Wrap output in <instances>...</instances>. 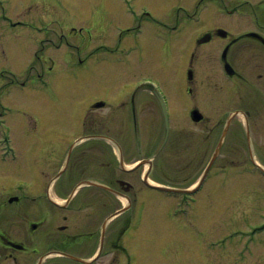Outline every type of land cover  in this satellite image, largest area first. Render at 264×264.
<instances>
[{
    "label": "rangeland",
    "instance_id": "1",
    "mask_svg": "<svg viewBox=\"0 0 264 264\" xmlns=\"http://www.w3.org/2000/svg\"><path fill=\"white\" fill-rule=\"evenodd\" d=\"M121 1L146 3L156 18L164 22L167 18L182 16L181 27L176 32L180 37L172 42L173 55L168 60L166 57L172 45L165 44V34L161 38L151 31L141 33L137 39H128V32L123 37L119 36L117 30L120 26L126 28L135 23L134 18H128L125 8L117 5ZM185 1L189 3H183V0H0V138L5 134L2 131L8 130L3 124H8L11 132H7L15 139L12 143L16 152V156L3 159L6 145L0 143V187L7 182L2 176L4 173L14 179L37 178L31 176L32 173H41L36 160L45 155L47 158L54 157L51 148L45 154V142L49 144L51 140L57 147L65 148L79 135L98 132L93 130L94 115L100 118L96 130L118 141L129 163L155 154L163 140L165 124L159 101L149 87L137 90L141 97L145 95V101L140 105V99L137 100L139 120L136 132L129 115V107L135 100L136 82L147 78L160 87L171 119L169 141L154 158V177L159 181L185 187L194 177L198 179L222 134L226 119L222 125L217 123V119L227 117L237 107L254 110L250 126L256 162L251 160L244 126L234 127L211 171L212 176L193 195V200L185 202L183 196L146 188L141 180L143 168L132 173L121 170L106 145L98 148L90 143L78 145L75 151H83L80 156L74 153L69 172H76L75 166L81 163L84 172L93 175L96 163H99L98 175L102 183L108 185L110 178H115L118 182L133 184L128 194L132 198L129 206L133 209L127 214L130 215L134 208H142L138 228L131 229L124 242L129 258L126 261L123 254L120 264H264V177L254 167L255 164L264 167V75L259 77V73H264V62L254 65V54L244 53L242 59L245 63L240 70L237 69L239 78H231L218 63L224 42L202 47L196 43L202 32L223 25L226 20L237 28L242 9H251L254 4L242 6L238 0ZM179 3L180 8L175 7ZM100 10L104 16H101L99 26L96 18ZM43 16L47 19L42 24L35 23V27H46L49 37L32 38L29 26H13L17 21L33 23ZM73 29L76 32H72ZM186 36L193 39L190 49H187ZM61 49L68 50L66 63L62 57L56 56ZM108 50L117 53H108ZM193 51L195 60L191 61L189 55ZM45 55L57 59L63 70L58 75H52L54 84L50 81V84L44 85L30 80L24 89L16 87L13 82L26 79L31 62L37 56ZM185 63L194 72L195 80L190 86L193 96L188 92ZM97 100H104L110 105L93 110L90 104ZM124 102L128 103L127 107L120 110L117 106ZM192 103L206 114L201 125L193 123L188 116ZM210 118V126L217 125L208 130ZM25 128L28 134L22 132ZM191 133H197L202 138L208 135L207 147L210 149L208 153L204 149L205 162L198 165V169L182 170L189 163L197 144V138L190 136ZM27 183L32 184L33 181ZM6 191L2 194L6 206L0 208V218L2 213L4 217V222L0 219V225H13L17 219L13 213L19 220H25L27 225L30 221L41 222L42 208H45L52 228L47 229L45 224L31 234L36 237L46 233V236L57 237L56 227L60 224L69 225V229L61 235L70 231H97L110 214L108 208L123 206L121 198L98 188H89L78 195V201L79 198L80 201L88 199L84 208L76 205L65 212L54 206L49 208L45 201L44 206L36 203V208H41L36 216L28 205L29 197L14 192L20 196V201L16 205L10 204L7 200L10 191ZM182 207L196 208L195 221L189 214L176 213ZM67 213L70 221L63 223L62 217ZM79 214L87 217L85 223ZM125 216L116 219L115 224H120L121 220L124 222ZM188 217L189 222L182 225ZM181 232L186 233L185 242L191 248L190 255L180 256L178 247L182 239L179 240L178 235ZM92 249L89 248L88 253L83 252L84 256ZM95 264L104 262L97 261Z\"/></svg>",
    "mask_w": 264,
    "mask_h": 264
},
{
    "label": "flooded vegetation",
    "instance_id": "2",
    "mask_svg": "<svg viewBox=\"0 0 264 264\" xmlns=\"http://www.w3.org/2000/svg\"><path fill=\"white\" fill-rule=\"evenodd\" d=\"M238 1L242 6H244L245 4L248 5L254 4V6L251 9L248 8L242 9L243 11L241 12V15H238L237 28L230 23V20L228 21L226 20L223 25H219L214 28L205 30L200 34L199 38H196V43L198 44L199 47L209 45L211 43H217L221 41L224 42V44L222 43L223 48L220 52L221 59H219V62L218 61L217 62L222 65L223 69H225V67L227 66L232 69L231 78H235V77L239 78L238 77L239 74L237 71L240 70L241 66H243V64L245 63V60L242 59L244 53L251 52L254 54V56H252V62L254 65L256 64L260 65L264 62V0H238ZM183 3H189V2L183 0ZM117 5L125 8V13L126 15L129 16L128 18L135 19V23L133 26H128L126 28L122 26L119 27L118 30L120 37H123L124 36L123 34L125 32H128L126 34V36L130 35L129 37H127L128 39H137L141 33L151 31L157 34L161 38L162 36H164V34H166L165 32H168L169 37H166L167 42L165 40V44H167L168 46L170 45L172 46L171 49L169 50L171 52L170 53L168 52V56L166 57L167 60L169 59V57H171V55H173L172 52V50L174 49L173 43H175L176 40L178 41L180 37V35L176 34V32H178V30L181 27V17L176 16V18H167L166 22H164V20H162L161 18L159 17L156 18L155 13L146 3H136V1L134 2L131 1L125 3L118 2ZM176 6L180 8V3L176 4L175 7ZM107 11L111 12L110 15H113L112 11H110L109 9H107ZM115 12L117 14L116 10ZM101 16H104L102 15V10L98 11L96 18L97 24L99 26L101 25L99 23V21L102 20ZM46 19L47 17L44 16L43 18H40V20L36 18L35 20L37 21L36 22L34 21L33 23L24 22L25 20H22V21H17V24L15 25H18V27L29 26L31 31V34L29 36L32 38L33 37L40 38L44 36L49 37V34L47 33L49 30L46 29V27H40V26L35 27V23L42 24L41 22ZM125 22H129V20H126ZM132 23L133 21L130 22L129 24ZM99 29H101V27H99ZM74 31L75 30L73 29L72 32ZM187 38L189 44L187 49H190V47L193 44V39L191 37H187ZM66 50H60L56 53L57 57L60 56L63 58L62 59L63 62H67L68 50L67 51ZM107 52L112 54L117 53L114 50H108ZM194 56H195V52L193 51L189 55V60L191 61L195 60ZM52 64L59 65L57 59H55L52 55H45L44 57L37 56V59L34 60L30 68L28 79L35 81L43 79L44 77H46V74L50 73L53 70ZM184 66L187 67L188 71L192 70L191 78L187 74V78H188L187 82L189 85L188 92L190 93V96H193L192 94L193 88H190V86L195 80L194 72L193 69L190 68L189 64H186ZM32 75H34L33 78H31ZM263 75L264 73H259V77L262 78ZM140 94L141 93H138L137 91L135 92V100L133 101V103H131V107H129L130 108L129 115L132 116L131 121L135 129L137 128L138 120H139L138 119L139 115H137L139 113L137 100L140 99V105L143 100L145 101V95L142 94L141 97ZM97 102L98 101L93 103V105H95ZM127 104H128L127 102H124L120 106L127 107L126 106ZM195 109H199L200 113L203 114V118L196 122L191 117L192 112ZM93 110H97V109L94 108ZM236 110H241V111L244 110L250 123L251 113H253L252 111L254 110L246 109L245 107H237ZM188 116H190V120L197 125H201L202 123L205 122L206 119V114L198 107L197 104L194 103H192V106L188 112ZM93 118L92 120L95 123V125L93 124V130L98 132H94L92 134L93 136H98L100 135V133L99 130L96 129L99 128L100 118L97 115H94ZM225 119H228V116L227 117L220 116L217 119V123L218 124L220 123L222 125L223 120ZM210 122L212 123V118L209 119L208 130L214 129L212 127L217 125L216 123L215 125L210 126ZM225 123L223 125V129ZM242 125H243L242 120L239 117H235L232 121L230 130H233L234 127L235 129L239 128L240 126L242 127ZM170 133H171V123H170L169 135ZM194 135L197 138V144L193 148L194 151L193 156L189 158L190 159L189 163H187L186 164L187 166L182 170L188 168L190 170L198 169L199 167L197 166L200 164H204L205 162L206 150L204 149L205 148L207 149V153L210 149L209 147H207L208 135L202 138V136L198 135L197 133L190 134V136H194ZM84 136L87 135H81L80 137H84ZM168 139L166 144L169 141ZM88 141H92L89 143L92 144L94 148H98L101 144H105V145L109 144L108 142L106 141L102 142L101 139H97V138H93L92 140H88ZM88 141H84L83 143H86ZM48 143L50 145L49 149L51 148V153L54 155V157L45 159L44 166L47 167H45L44 171H41L40 174L39 173L31 174V176H37V178L34 179L32 178L31 181H33V183L31 184V189H30L31 193L25 195L30 198L27 200L29 201L28 205L31 206L32 212L36 216L41 211V208H36V203H39L40 205L44 206L45 201L48 202L49 208L50 206H54L56 208H74L76 205L78 208H84L88 199L83 198L80 201L79 198L78 201L77 200L79 197L78 195H80L82 190L89 189L91 187L83 188L79 190L73 201L63 206H57L56 204H54L55 202L52 200L51 196L54 194V196L56 197L67 198L71 194L73 189L81 181H84L85 179L100 180V175H98V170L100 169L99 163H96L95 172L93 175L86 174V172H84L83 170V167H81L82 165L81 163L75 166V168H77L76 172H69L70 166L73 163L74 153L76 156H80L83 150L75 151L74 149L71 155L68 157V152L71 145L69 146L67 145L65 148H59L51 140H49ZM108 146L113 147L112 144ZM150 156H152V154ZM66 160H68L67 167L64 170V172L61 173V169L64 166ZM71 168L74 167L72 166ZM140 168H143V166ZM153 171H154V166L151 172L152 177L154 178ZM2 176H4V178L7 179V182L3 184L4 185L3 187H0V208H2L4 205L2 194L4 193L5 189L10 191V192L6 191L8 192L7 196L9 195V198L7 199L8 202L10 204H15V205L18 204L20 201L19 198L20 196L16 195L14 192L18 191L15 187V182L19 181L20 179L10 178L11 176L5 173ZM142 176H143V172L141 174V180H142ZM195 178L196 177H194V179ZM53 179L56 180L53 183L52 187L50 188V183ZM108 186L113 190L120 191L122 193H125L126 195H128L132 191L131 189H133V184L131 182L128 181L118 182L117 179L115 178H110V183L108 184ZM117 186H121V188H119L120 190L118 189ZM38 191H40L41 193L40 194L37 193ZM109 194L117 198V196L114 193H109ZM111 198L112 197H110V200H112ZM5 206L6 204L4 205V207ZM14 209L15 208L12 209L11 213L14 212ZM42 209H43L42 212L43 218L41 222L30 221L27 225L25 220H21V219L19 220L17 214L13 213V217L17 218L15 220L16 222H14L13 225L11 226L5 224L4 226L0 225V264H75V263L95 264L97 261H103L104 264H117V258L122 256L123 254L125 256L128 255L127 249L124 246L123 241L125 240V237L131 227L132 213L130 215L126 214V212L123 213L122 216L126 214L124 222L121 220V223L116 225L115 221H112L105 230H103L102 227L103 223H102L98 227L97 231L79 230V232L70 231L69 233H65L61 235L64 231H67L69 229V225L60 224L56 227L57 232L59 234L57 237L46 236L48 235V233H46V235L41 237L32 236L31 234L37 232L45 224H47L48 226L47 229L52 228V223H48L47 215L45 214V208ZM108 209L110 210V214L118 210L117 208H108ZM137 211L138 209H134L133 211L134 215H136ZM79 215H80L79 216L80 219H82L83 223H85L87 217L83 214H79ZM3 218L4 217L2 213L0 219L4 222ZM62 221L63 223L65 222L69 223L70 221L69 214L63 215ZM25 224L26 226L23 228V230H21V227ZM185 241L186 239L182 238V243L186 246ZM89 248H93L92 251L88 255L84 256L83 252L88 253ZM180 249L182 251L181 252L182 255L191 254L190 247H187L185 249L184 246H180ZM56 252H61V254H54ZM127 259L128 257H126V261Z\"/></svg>",
    "mask_w": 264,
    "mask_h": 264
},
{
    "label": "water",
    "instance_id": "3",
    "mask_svg": "<svg viewBox=\"0 0 264 264\" xmlns=\"http://www.w3.org/2000/svg\"><path fill=\"white\" fill-rule=\"evenodd\" d=\"M227 71H229L230 73H232V69H231L230 67H228V66H227ZM192 116H193V118H194L195 120H199V119L202 117V116L198 113V111H194ZM165 117H166V124H167V130H168V119H167V115H166V114H165ZM231 120H232V117H230V120H229L228 123H227V127H226V129H225V131H224V133H223V136H222V138H221V141H220V143H219V146H218V148L216 149V151H215V153H214V155H213V159H212L210 165L207 167V170L205 171V175L208 173V171H209V169L211 168V166H212V164H213L215 158L218 156V154H219V152H220L221 145H222L223 140H224V138H225V136H226V133H227V130H228L227 128H228V125H229V123H230ZM248 137H249V132H248ZM148 163H149V165H150V167H151V166H152V161L149 160ZM121 165H122V168H123V169H126V167L124 166L123 161H121ZM148 173H149V172L146 173V177H145V179H146V183H147ZM205 175L203 176V178H202L201 181H203V179L205 178ZM87 183L90 184L91 182H87ZM158 188L161 189V190L173 191L172 189H169V188H163V187H158Z\"/></svg>",
    "mask_w": 264,
    "mask_h": 264
}]
</instances>
